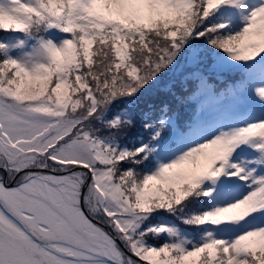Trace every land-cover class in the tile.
Segmentation results:
<instances>
[{
    "label": "snow or ice",
    "instance_id": "1",
    "mask_svg": "<svg viewBox=\"0 0 264 264\" xmlns=\"http://www.w3.org/2000/svg\"><path fill=\"white\" fill-rule=\"evenodd\" d=\"M0 264H264V0H0Z\"/></svg>",
    "mask_w": 264,
    "mask_h": 264
},
{
    "label": "trees",
    "instance_id": "2",
    "mask_svg": "<svg viewBox=\"0 0 264 264\" xmlns=\"http://www.w3.org/2000/svg\"><path fill=\"white\" fill-rule=\"evenodd\" d=\"M162 96V94H156L154 92L146 94L144 97H142V102H158L159 98ZM131 137H135L137 135L136 131L133 130L130 134Z\"/></svg>",
    "mask_w": 264,
    "mask_h": 264
},
{
    "label": "rangeland",
    "instance_id": "3",
    "mask_svg": "<svg viewBox=\"0 0 264 264\" xmlns=\"http://www.w3.org/2000/svg\"><path fill=\"white\" fill-rule=\"evenodd\" d=\"M187 231H193V229L187 228V226H184Z\"/></svg>",
    "mask_w": 264,
    "mask_h": 264
}]
</instances>
